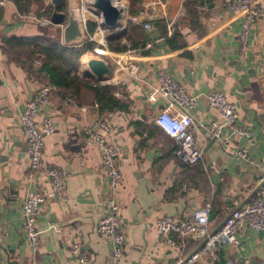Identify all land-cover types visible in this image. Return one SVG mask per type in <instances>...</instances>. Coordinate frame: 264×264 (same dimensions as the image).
I'll list each match as a JSON object with an SVG mask.
<instances>
[{"label": "crops", "instance_id": "obj_1", "mask_svg": "<svg viewBox=\"0 0 264 264\" xmlns=\"http://www.w3.org/2000/svg\"><path fill=\"white\" fill-rule=\"evenodd\" d=\"M258 1L264 11V0ZM123 3L126 32L145 29L144 23L130 19L153 7L163 15L168 37L173 29L177 35L169 41L151 22V28L145 29L150 39L137 47H131V39L123 38L127 50L107 48L110 53H102L93 41L94 51L81 54L79 74L94 85L114 86L125 109L101 112L89 88L73 97L55 87L50 102L39 108L37 124L49 118L55 127L44 138L42 160L67 176L64 196H53L39 208L37 249L25 237L21 206L27 194L47 191L48 182L29 168L20 113L45 82L39 74L28 73L18 48L15 51L8 46L14 38L42 36L46 27L45 35L51 37L58 31L62 40V27L41 21L49 20L51 0L32 3L26 13L18 11L14 0L0 6V158L7 156L6 162L0 159V189L5 187L0 198V262L4 256L1 244L5 243L11 259L19 264H110V237L97 233L95 225L114 202L124 235L119 264H173L200 241L171 234V243L166 242L156 230L157 217L184 218L211 201L210 227H218L227 213L253 197L249 187L258 185L264 171V14L251 24L246 47L240 51L243 15L226 11L221 0L198 3L196 17L187 13L185 0H142L136 15L129 14L127 0ZM170 20L172 27L168 26ZM95 30L96 25L93 31L87 27L85 39ZM105 33L102 30L96 36ZM146 42L152 46L144 48ZM91 58L114 66L109 80L95 81L84 75L89 72L87 61ZM32 59L33 66L39 67V60ZM161 72L177 78L197 98L194 134L203 157L196 164H183L174 153L176 141L153 123L154 115L167 106L153 90ZM214 90L224 93L237 107L236 124L250 133L249 139L225 128L226 143L218 139L209 142L210 124L219 120L206 100ZM100 122L110 126L106 139L119 152L122 180L112 191L101 168L100 149L83 140L84 128L98 129ZM239 149H245L247 158L234 154ZM238 240L237 245L222 247L198 264H264V233L245 227ZM74 243L85 252V262L70 252Z\"/></svg>", "mask_w": 264, "mask_h": 264}, {"label": "built area", "instance_id": "obj_2", "mask_svg": "<svg viewBox=\"0 0 264 264\" xmlns=\"http://www.w3.org/2000/svg\"><path fill=\"white\" fill-rule=\"evenodd\" d=\"M7 0H0V6L5 5ZM94 0H80V14L84 28L87 29L89 22L96 25L94 35L86 41H97L101 46L99 51L110 53L107 49L106 35L111 31L103 30L100 24L103 21L101 13L93 7ZM121 10H124V0H112ZM147 1V0H146ZM226 11L240 13L243 15L241 30L238 36L239 50L243 51L246 47L247 38L253 21L263 16L264 11L258 0H221ZM164 7V4H163ZM205 4L199 6L202 10ZM89 9L94 15L86 17L83 10ZM167 14V12L165 13ZM143 15L134 16L130 21H138ZM45 24L48 19L42 18ZM86 22V23H85ZM173 20L168 23L172 27ZM146 30L151 28L149 22L144 23ZM101 40L96 36L101 31ZM122 43H127L125 39ZM152 46L151 42H146L144 48ZM142 48V47H141ZM40 62L38 61L37 64ZM109 80V79H108ZM104 82V81H102ZM106 82V80H105ZM158 86L155 87L154 94L159 96L167 105L153 117V123L164 134L176 141L174 151L178 159L185 165L198 163L203 157V149L195 137L196 119L194 109L197 105V98L190 94L184 85L175 77L167 72H161L158 79ZM109 82H107L108 84ZM54 87L50 84H41L34 91L31 98L20 113V125L24 133L25 146L29 156V168L34 174H42L48 182V190L27 194L22 202L21 210L23 216V228L28 242L37 249L39 245V235L35 226V219L39 208L53 196L63 197L65 194V171L46 165L42 160L44 138L54 132L55 127L49 118H44L39 124L36 122L39 108L50 102ZM208 105L213 108L219 120H213L209 137H215L223 143L227 142V137L222 135L225 128H230L231 133L244 135L248 139L250 133L236 124L239 117L237 107L227 100L224 93L218 90L207 94ZM110 131L107 122H100L98 129L91 126L84 128L83 140L85 144H95L101 153V168L108 178V186L112 191L122 180L118 160L119 152L117 148L106 139V133ZM251 141V140H249ZM234 154L247 158L245 149L235 150ZM252 199L241 206L232 209L220 223L218 227H210V207L211 201H206L202 206L192 210L184 217L175 219L171 216H160L155 219V227L158 233L165 237L166 242L171 243L170 235L177 237H192L200 241V244L186 256L178 259L173 264H198L222 247L237 245L239 242V232L247 228L264 233V171L259 178L256 187H249ZM118 205L110 202L105 213L100 217L95 225V230L102 236L110 237V264H119L123 255L124 235L118 221ZM70 252L78 257L80 262H85L86 254L78 244L74 243Z\"/></svg>", "mask_w": 264, "mask_h": 264}, {"label": "trees", "instance_id": "obj_3", "mask_svg": "<svg viewBox=\"0 0 264 264\" xmlns=\"http://www.w3.org/2000/svg\"><path fill=\"white\" fill-rule=\"evenodd\" d=\"M205 1L185 0L187 13L196 17L197 4ZM41 2L42 0H14L20 13L28 12L32 3L40 4ZM127 3L129 14L136 15L140 11L142 0H127ZM152 24L156 25L160 36L169 39V41H172L170 39L177 35L176 30L173 29L172 34L168 37L165 20L154 21ZM94 28V23L88 24L89 31H93ZM45 29L42 36L33 39L14 38L9 42L8 47L10 49L16 51V48H18L20 50L19 58L24 60L23 65L26 66L28 73L39 74L45 84H50L73 97L78 96L83 89L89 88L101 112L125 109L126 105L117 99L114 94V86L94 85L90 79L81 76L78 72L81 54L86 51H94L95 42L85 41L79 45H64L61 38H59L58 31L56 33L54 31V33H51V35H54L49 37L45 35L49 30L47 27ZM150 37L148 31L143 27H138V29H131L126 32L121 38L108 39L107 46L113 52H123L127 50V46L121 43L123 38L131 39V47H137L141 42L149 40ZM34 57L39 60V67L33 66L34 59L32 58ZM21 60L19 61L21 62Z\"/></svg>", "mask_w": 264, "mask_h": 264}, {"label": "water", "instance_id": "obj_4", "mask_svg": "<svg viewBox=\"0 0 264 264\" xmlns=\"http://www.w3.org/2000/svg\"><path fill=\"white\" fill-rule=\"evenodd\" d=\"M64 6V7H63ZM52 12L49 17L51 25L64 24L62 27V41L64 45H78L81 44L85 38V28L83 20L80 14V0H51ZM93 7L97 9L103 18L100 27L103 30L111 31L110 34L106 35V41L113 38H121L126 33L127 18L123 11L119 9L112 0H94ZM124 20V25L121 26V20ZM163 15L156 11L153 7L146 8L144 14L138 19L139 23L154 22L162 20ZM86 23V22H85ZM99 48L101 46L99 45ZM89 72L84 75L95 79V81H105L109 79L112 74L114 66H110L104 60L99 58H91L87 61ZM209 142L212 144L217 139L215 137H208ZM2 159V157L0 158ZM7 156H4L2 162H6ZM5 166L2 165L3 169ZM4 172L2 171L3 176ZM4 185L0 189V198H2V190ZM13 195V193H11ZM6 199V198H5ZM4 199V200H5ZM263 234L262 231H259ZM4 251L2 262L0 264H19L20 262L16 259H11V253L8 251L5 243L1 244Z\"/></svg>", "mask_w": 264, "mask_h": 264}, {"label": "bare ground", "instance_id": "obj_5", "mask_svg": "<svg viewBox=\"0 0 264 264\" xmlns=\"http://www.w3.org/2000/svg\"><path fill=\"white\" fill-rule=\"evenodd\" d=\"M151 1H155V2H157V0H151ZM83 12H84V14H85L86 17L91 16V14H92V12L89 11L88 8L85 9V10H83ZM103 35H104V34H103ZM101 38H102L101 36L98 37L99 40H101Z\"/></svg>", "mask_w": 264, "mask_h": 264}, {"label": "rangeland", "instance_id": "obj_6", "mask_svg": "<svg viewBox=\"0 0 264 264\" xmlns=\"http://www.w3.org/2000/svg\"><path fill=\"white\" fill-rule=\"evenodd\" d=\"M92 15H94V14H93V12H92ZM123 24H124V21H123ZM59 26L63 27V26H64V24H59Z\"/></svg>", "mask_w": 264, "mask_h": 264}]
</instances>
